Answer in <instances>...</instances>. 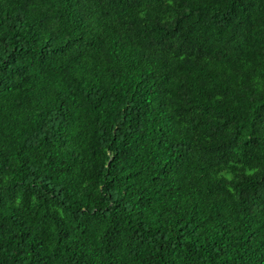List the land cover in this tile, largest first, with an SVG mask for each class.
I'll use <instances>...</instances> for the list:
<instances>
[{"label": "trees", "instance_id": "16d2710c", "mask_svg": "<svg viewBox=\"0 0 264 264\" xmlns=\"http://www.w3.org/2000/svg\"><path fill=\"white\" fill-rule=\"evenodd\" d=\"M0 264H264V0H0Z\"/></svg>", "mask_w": 264, "mask_h": 264}]
</instances>
